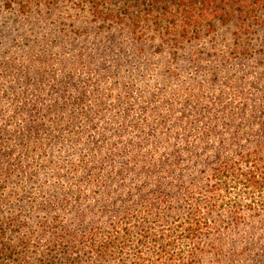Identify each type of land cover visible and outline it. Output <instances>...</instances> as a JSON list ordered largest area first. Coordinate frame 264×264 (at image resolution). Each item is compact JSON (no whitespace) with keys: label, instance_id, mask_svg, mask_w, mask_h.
<instances>
[{"label":"rangeland","instance_id":"rangeland-1","mask_svg":"<svg viewBox=\"0 0 264 264\" xmlns=\"http://www.w3.org/2000/svg\"><path fill=\"white\" fill-rule=\"evenodd\" d=\"M32 1L23 10L0 0V217H50L51 200L78 188L82 206L95 203L103 186L90 180L138 169L136 157L177 154L195 171L193 153L214 165L216 151L260 139L264 20L245 34L234 16L166 42L149 23L135 31L130 18L97 17L100 0ZM241 203L216 216L210 240L223 252L204 251V264H264V196Z\"/></svg>","mask_w":264,"mask_h":264},{"label":"trees","instance_id":"trees-1","mask_svg":"<svg viewBox=\"0 0 264 264\" xmlns=\"http://www.w3.org/2000/svg\"><path fill=\"white\" fill-rule=\"evenodd\" d=\"M107 1L95 3L97 17L130 18L135 31L149 23L166 42L198 38L234 16L243 18L245 34L264 20V0H127L118 10L106 9ZM7 4L25 10L33 1ZM259 136L239 151H216L214 165L193 153L195 171L183 169L186 159L177 154L136 157L138 169L127 163L104 182L90 180L103 186L93 190L95 203L82 206L86 195L78 188L71 201L61 195L51 200L44 208L50 217L32 219L12 210L0 217V264H204V251L221 256L222 245L210 240L222 226L216 216L236 215L243 200L264 196V122Z\"/></svg>","mask_w":264,"mask_h":264}]
</instances>
